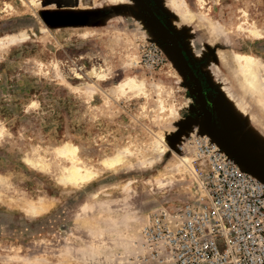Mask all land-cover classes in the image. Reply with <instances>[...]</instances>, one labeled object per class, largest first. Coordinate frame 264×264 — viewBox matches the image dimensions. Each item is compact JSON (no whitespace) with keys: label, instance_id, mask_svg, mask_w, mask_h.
<instances>
[{"label":"rangeland","instance_id":"1","mask_svg":"<svg viewBox=\"0 0 264 264\" xmlns=\"http://www.w3.org/2000/svg\"><path fill=\"white\" fill-rule=\"evenodd\" d=\"M199 140L264 170V0H0V264H174Z\"/></svg>","mask_w":264,"mask_h":264},{"label":"built area","instance_id":"2","mask_svg":"<svg viewBox=\"0 0 264 264\" xmlns=\"http://www.w3.org/2000/svg\"><path fill=\"white\" fill-rule=\"evenodd\" d=\"M206 167L197 168L202 196L175 232L160 229L174 264H264V183L199 140Z\"/></svg>","mask_w":264,"mask_h":264},{"label":"bare ground","instance_id":"3","mask_svg":"<svg viewBox=\"0 0 264 264\" xmlns=\"http://www.w3.org/2000/svg\"><path fill=\"white\" fill-rule=\"evenodd\" d=\"M240 60H244L245 62L242 64L244 67H242L241 66V64H240V66L245 70L244 72H245V74H244V79H246L248 82H250V84L254 87V89H255V91L257 90H259L260 89V86H261V84H260V82L262 81V79L259 77V73H260V71L256 68V66H257V62H258V60L256 61L255 59H253V58H251V57H244V56H241V55H239L238 56V61H240ZM260 64V63H259ZM247 68V69H246ZM260 69V68H259ZM248 72H247V71ZM250 71V72H249ZM196 90H198V88L196 89ZM256 91V92H257ZM196 92V91H195ZM259 92V91H258ZM198 120H200V119H198ZM206 120V119H205ZM188 122H192V123H195L196 124V122H197V117L195 116V117H189L188 116ZM199 122V121H198ZM201 123H202V120L200 121ZM199 122V123H200ZM203 123H205V122H203ZM201 125H204V124H201ZM203 142V141H202ZM227 143L228 144H230V142H228L227 141ZM221 147H223V151L224 152H227V149L224 147V146H221ZM241 149V148H240ZM74 150V149H73ZM75 151V150H74ZM263 151V150H262ZM241 152L243 153V155H245L244 154V152H243V150L241 149ZM198 153V159H202L203 158V156L204 155H202V153L200 152V150H199V152H197ZM228 154H230L229 152H227ZM241 153V154H242ZM229 157H231L232 159L233 158H235L233 155H229ZM236 159V158H235ZM70 160H72L73 161V164H76V162H77V160H76V158L74 157V156H70ZM203 160H204V158H203ZM234 160V159H233ZM237 160V159H236ZM247 160V159H246ZM114 163V162H113ZM239 164V166L241 167V164L240 163H238ZM252 164L253 165H255L253 162H252ZM256 166V168H257V172L258 173H260V174H262V172H264L260 167H258L257 165H255ZM72 169H69V174L67 175V177L69 178L68 180H67V182L68 181H72V182H78V181H85V180H88L92 175H93V173L92 172H83L82 171V168L80 167V166H75L74 167V165L71 167ZM242 168V167H241ZM243 169V168H242ZM253 175H255L256 177H258L259 178V176H257L256 174H253ZM260 181H262L263 183H264V180H262V179H260ZM66 182V183H67ZM80 183V182H79ZM82 183V182H81Z\"/></svg>","mask_w":264,"mask_h":264},{"label":"flooded vegetation","instance_id":"4","mask_svg":"<svg viewBox=\"0 0 264 264\" xmlns=\"http://www.w3.org/2000/svg\"><path fill=\"white\" fill-rule=\"evenodd\" d=\"M190 77L192 78V80H198L197 76H195L194 74H191ZM199 87L202 88V91H199ZM198 88V90H196ZM196 91V92H195ZM190 93L192 96H195V100L196 102L199 104V107L197 106L196 108H194L193 113L191 115H188L189 117H195V116H199L200 119L202 118V123L204 125H201V130H203V132H210V128L212 126V121H213V111L210 109L209 107V99L205 96V89L203 87V85L201 84H197L195 86H193L190 89ZM202 99L206 100V105H202L199 101H201ZM206 119V120H205ZM205 122V123H203Z\"/></svg>","mask_w":264,"mask_h":264},{"label":"water","instance_id":"5","mask_svg":"<svg viewBox=\"0 0 264 264\" xmlns=\"http://www.w3.org/2000/svg\"><path fill=\"white\" fill-rule=\"evenodd\" d=\"M199 91H202V88L199 87ZM202 105H206V100L202 99L201 101H199ZM227 150L230 152V154H232L236 159H237V163L241 164V167L246 170L251 172L252 174H256L257 176H259V179L264 180V172H262V174L258 173L256 170V166L252 164V162L250 161V159L243 155V153L241 152V150L233 145H227ZM242 153V154H241ZM247 159V160H246ZM263 170V169H262ZM264 171V170H263Z\"/></svg>","mask_w":264,"mask_h":264}]
</instances>
